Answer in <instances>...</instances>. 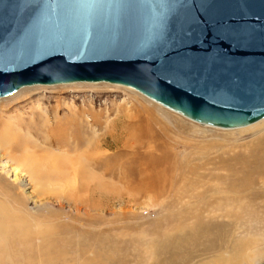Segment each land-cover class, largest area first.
<instances>
[{"label": "rangeland", "instance_id": "374dc122", "mask_svg": "<svg viewBox=\"0 0 264 264\" xmlns=\"http://www.w3.org/2000/svg\"><path fill=\"white\" fill-rule=\"evenodd\" d=\"M107 82L33 84L16 97H0V136L15 134L21 143L5 150L6 160L35 171L21 188L0 168V264H164L157 254L152 257L151 247L193 229L197 201L189 194L203 188L196 181L225 173L220 167L257 136L255 130L199 125L123 84ZM52 115L72 119L71 125L50 131ZM62 137L75 150H64ZM81 154L99 165L88 161L73 182L71 160L62 166L55 157L76 161ZM146 176L151 181H142ZM9 198L17 199L21 215H10ZM236 212L202 214L221 227L227 224L220 232L226 245L195 252L189 263L235 258L243 264L247 253L248 264L264 260V212Z\"/></svg>", "mask_w": 264, "mask_h": 264}, {"label": "water", "instance_id": "95a60500", "mask_svg": "<svg viewBox=\"0 0 264 264\" xmlns=\"http://www.w3.org/2000/svg\"><path fill=\"white\" fill-rule=\"evenodd\" d=\"M71 81L132 86L202 123L254 122L264 0H0V96Z\"/></svg>", "mask_w": 264, "mask_h": 264}, {"label": "bare ground", "instance_id": "6f19581e", "mask_svg": "<svg viewBox=\"0 0 264 264\" xmlns=\"http://www.w3.org/2000/svg\"><path fill=\"white\" fill-rule=\"evenodd\" d=\"M78 82L95 83L98 81H71V82H64V84L78 83ZM56 84L57 83L49 84V85H56ZM110 84H114V85L117 84L118 85L119 83L110 82ZM46 85L49 86L48 84H46ZM31 86H35V85L32 84ZM24 87H29V86H27V85L21 86L18 89H16L15 91L8 93V94H5V95H1L0 97L8 96L9 94L12 95L13 93H15V94H13L11 97L12 98L16 97L17 95L20 94V92L27 89ZM125 87H129V88L133 89V91L135 90L136 93L142 95V97L148 98L149 101L156 103L158 106L165 107V108H167V109H169V110H171V111H173V112H175V113H177V114H179V115H181V116H183V117H185V118H187V119H189V120H191V121H193L199 125L213 126V127L222 128L225 130H231V129L233 130V129L239 128V129H241L240 131H252V130L257 131V134H256L257 136L254 138V141L252 143H250V145H248L246 148L244 147L245 149L241 150V152L239 150L240 153L238 152V153L234 154L232 156V159H230L231 161L228 164L224 165V167H220L221 169L224 170L225 173L221 172V174H214L212 176L207 177L206 180H209V182L199 183L200 181H198V180H197L198 182L196 181V183H195L196 187L199 184V185H203V188L200 191L196 190V193H190L189 192L190 193L189 196L192 198L196 197L195 200L197 201V204L195 206L196 207L195 208V210H196L195 226L193 227V229L189 233L182 236L178 240L165 238V239H162L160 242H158L155 246L151 247V250H150L151 255L157 254L158 255L157 258L162 260L161 262L164 264H191V263H189V261H191V259L193 257H195V255H194L195 252L196 253L200 252V254L203 252V254H204L206 252H210L211 250H216V249L220 248L221 246L224 247L226 245L225 239H227V238H224V236H223V239H222V237L220 236V232L222 230V227L227 228V224L225 226H223L222 225L223 223H222L221 224L222 227H221L218 224V222L215 221V219L203 217L202 214L204 212H206L207 216L212 215L215 217L216 216L217 217L218 216L219 217L230 216L231 214L236 215V214H239V212H236L238 210H243V212H244V210L253 209V211L255 210V211H263L264 212V130H261L262 128H264V119H263L264 116L261 117L260 119H257L254 122H251L249 124L242 125V126H237V127L216 126V125L202 123V122H198L196 120H193V119L185 116L184 114H182L176 110H173V109H170V108L164 106L162 103H160L157 100H154L153 98L145 95L144 93H142L141 91H139L138 89H136L132 86L125 85ZM48 118H49L48 121L50 120V121L54 122L52 129L49 128L50 131L55 130L56 128H60V127L68 128L71 125L70 120H72V119L69 120V118L63 119L62 117H57L55 115H52L51 119L49 116H48ZM259 120H261V121H259ZM7 121L10 122L9 119L6 120L5 122H7ZM62 121H63V123H62ZM257 121H259V122H257ZM66 122L70 123V124L66 125L65 124ZM72 131L75 134L76 133L78 134V132H75V130L72 129ZM4 134H6V133H4ZM4 134L2 136H0V168L2 169V171L5 174L12 175L13 176L12 180L16 181L21 188L22 187L25 188L27 185L29 186V184H30V182H28V180H32L34 178L35 171H34V169H31L29 167H27V169L25 167H21V166L17 165L16 163H13V164L8 163L9 159L6 160L5 155L7 152L5 150L10 151L14 148H18L21 146V143L18 142V136H14L15 134H13V136H10L11 138H9V139L7 138L8 135L4 136ZM65 139L66 138L63 139V137H62L61 139L58 140L59 142H62L65 144L64 150H67V151H69L70 149L75 150V145L71 146L70 142L69 141L66 142ZM82 141L83 140L81 139V142ZM99 144H101V140H100ZM62 151H63V149H62ZM94 154H96V152ZM78 155H80V153ZM81 155L82 156H80V157L77 156L78 160H76V161H74L69 156L65 157L64 155L63 156L65 158H63L61 156L55 157L62 166H64L65 161L69 162V159L71 160L70 163L72 164V166L73 165L75 166L73 168L74 177H72V179L71 178L68 179V178H66L67 176L65 175L66 179H68V180L71 179L74 182L75 181V175H77L79 171H82L83 169L84 170L87 169L86 166H88V163H89L88 161H90V160H92V162L94 160V162H93L94 165L91 164L92 166L97 167L99 165L98 163L95 162L96 160L93 156H87V155H83V154H81ZM189 171H191V170H189ZM126 172H128V171H126ZM204 173H206V172H204ZM201 176H203V175H201ZM146 179H149L151 181V178L150 177L147 178V176L144 179L142 178V181H144ZM189 182H191V180H189ZM183 183H185V182H183ZM188 186H191V185H188ZM183 189H184V187H183ZM188 189H190V188H188ZM162 191L163 190H161L160 192H162ZM32 197H33V200H39L36 196L32 195ZM16 200L11 199V198H9V200H8V207H9V211H10V212L9 211L8 212L10 213L11 216L21 215L19 213V209L15 208L18 205ZM256 200H260L261 202L260 201L256 202ZM233 206H235V207H233ZM0 211H1V209H0ZM2 212H4V211H2ZM211 212L214 213V215L211 214ZM224 230H225V228H224ZM260 253H263V250H261ZM209 255H211V254H209ZM0 256H2V255H0ZM152 257H153V255H152ZM235 257H237L236 252H235ZM252 258H253V255H252ZM242 259L244 260L243 264H248V261H250V259H251V255L249 253H247L243 256ZM153 261H156V260H153ZM224 264H235V258H231L229 261H227Z\"/></svg>", "mask_w": 264, "mask_h": 264}]
</instances>
